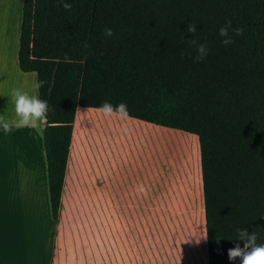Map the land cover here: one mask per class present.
<instances>
[{
	"label": "trees",
	"instance_id": "obj_1",
	"mask_svg": "<svg viewBox=\"0 0 264 264\" xmlns=\"http://www.w3.org/2000/svg\"><path fill=\"white\" fill-rule=\"evenodd\" d=\"M64 2L70 10L22 0L17 49L19 70L44 82L37 96L53 109L42 131L52 217L76 108L124 102L129 118L197 138L207 264H239L227 259L243 246L238 228L264 244V0ZM228 21L234 42L224 45ZM192 40L207 45L205 58Z\"/></svg>",
	"mask_w": 264,
	"mask_h": 264
},
{
	"label": "crops",
	"instance_id": "obj_2",
	"mask_svg": "<svg viewBox=\"0 0 264 264\" xmlns=\"http://www.w3.org/2000/svg\"><path fill=\"white\" fill-rule=\"evenodd\" d=\"M10 1L0 2V115L9 119L15 118L10 96L13 88L37 96L35 74L18 68L21 9L15 14ZM77 119L114 125L136 142L143 139L148 168L129 167L134 159L123 158L121 164L126 166L120 167V180H115L112 159L101 163L84 148L72 150ZM158 130L166 133L172 129L132 118L105 117L98 109L77 107L56 218L50 211L42 133L14 129L5 135L0 130V264H180L170 258L162 261L155 251L146 250L142 233L130 234L125 229L114 234V186L123 188L119 193L129 203L156 202L167 196L160 193L162 184L154 167V149L161 142ZM130 145L133 150L127 155H137L131 140ZM130 187L138 190L129 193ZM204 252L202 264H207L206 244ZM194 263L201 262H186Z\"/></svg>",
	"mask_w": 264,
	"mask_h": 264
},
{
	"label": "rangeland",
	"instance_id": "obj_3",
	"mask_svg": "<svg viewBox=\"0 0 264 264\" xmlns=\"http://www.w3.org/2000/svg\"><path fill=\"white\" fill-rule=\"evenodd\" d=\"M9 1L0 0L2 4H8ZM11 2L14 3L12 8L16 14L21 9L22 0ZM158 131L162 136L168 137L162 141L160 136L161 142L155 146L153 154L156 159L154 167L159 171L162 184L160 193L167 196L156 202L129 203L123 193H119L123 188L114 186V234L125 229H128L130 234L142 233L146 250L150 253L155 251L162 261L170 258L180 264H186L197 259L202 264L205 254V231L197 138L190 134ZM130 140L134 149L137 147V155H127L128 150H133L130 148ZM72 143V150L79 151L84 148L95 154L97 161L101 163L112 159L117 170L114 174L115 180H120V167L126 166L121 164L123 158L134 159L133 163H129V167H135L137 170L148 168L144 140L138 138L136 142L135 138L120 133L114 125H95L77 119ZM182 148L188 149L191 156L184 158ZM137 190L136 187H130L129 193H136ZM147 254L148 252L146 259L149 258Z\"/></svg>",
	"mask_w": 264,
	"mask_h": 264
},
{
	"label": "clouds",
	"instance_id": "obj_4",
	"mask_svg": "<svg viewBox=\"0 0 264 264\" xmlns=\"http://www.w3.org/2000/svg\"><path fill=\"white\" fill-rule=\"evenodd\" d=\"M60 3L65 10L71 9V4L60 0ZM231 28V21H228L225 26L219 29L218 34L225 39L222 40L224 45L233 43L231 37H229V29ZM234 34L239 36L242 34V29H234ZM187 32L195 35L197 32L196 24L190 23L187 28ZM105 36H112L113 31L111 29L105 30ZM192 45L196 46L197 58L203 59L208 53L209 49L204 43H197L196 40L191 41ZM43 81H39L36 87H42ZM11 100L14 104L15 118H5L0 115V130L5 135L10 134L14 129H31L37 134L42 133L44 127L48 123V115L53 109L50 108L47 100H42L36 95H31L29 92L22 88H13L10 93ZM105 117H116L119 119L129 118V112L127 105L121 102L117 105H113L108 101L103 102L99 109ZM259 150V149H257ZM238 241L243 242V246L240 243H235L232 248L227 250V259L230 262L239 260V264H264V244L257 243L259 237L256 232H249L247 228H238L236 230ZM220 239L216 238V242L219 243Z\"/></svg>",
	"mask_w": 264,
	"mask_h": 264
}]
</instances>
